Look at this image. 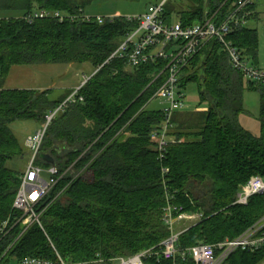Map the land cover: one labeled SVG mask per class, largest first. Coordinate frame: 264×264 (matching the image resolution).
Instances as JSON below:
<instances>
[{
	"label": "trees",
	"instance_id": "16d2710c",
	"mask_svg": "<svg viewBox=\"0 0 264 264\" xmlns=\"http://www.w3.org/2000/svg\"><path fill=\"white\" fill-rule=\"evenodd\" d=\"M192 1L167 8V0L166 23L174 16L185 26L213 15L220 21L238 0ZM84 2L25 0L22 15L0 19V83L14 66L61 63L90 68L76 100L53 118L41 148L55 158L60 178L39 208L43 228L34 223L20 235L23 228L16 224L0 244V264L26 257L57 260L56 251L78 264H115L119 257L158 251L170 235L164 220L168 202L203 213L180 234V251L234 240L260 225L258 233L264 236V194L252 195L246 205L236 203L241 187L253 176L264 179V84L246 80L219 41L211 40L180 79L184 90L189 82L198 83L208 109L190 116L176 111L169 133L173 140L161 155L160 136L154 131L161 128L165 113L147 105L167 80L169 59L131 67L124 58H111L137 23L121 17L104 23L26 18L37 10L78 14L86 9ZM248 9L254 11L256 4ZM227 38L258 63L257 29L244 26ZM246 84L260 95L257 132L240 120L246 115ZM51 93L0 88V221L15 215L13 204L24 173L10 163L21 164L30 154L12 124L37 120L43 125L49 112L70 95L51 99ZM37 163L52 166L40 157ZM146 263L197 264L181 253L160 261L154 255ZM223 264H264V245L254 251L238 248Z\"/></svg>",
	"mask_w": 264,
	"mask_h": 264
},
{
	"label": "built area",
	"instance_id": "2783aa9c",
	"mask_svg": "<svg viewBox=\"0 0 264 264\" xmlns=\"http://www.w3.org/2000/svg\"><path fill=\"white\" fill-rule=\"evenodd\" d=\"M166 1L163 0L158 4L151 5L146 12L135 15L112 14L104 16L91 15L86 13L85 10H80L78 14L37 10L26 16L30 21L36 18L53 17L59 21L81 19L86 22L97 21L99 23H104L107 20L113 21L115 18L121 17L137 23V27L127 34L125 40L121 42L111 58H124L131 67H139L158 59H169V63L165 68L168 70L167 80L155 95V98L164 103V123L159 130L154 131V136H160L158 150L161 155L169 142L173 140L169 133L174 127L172 122L174 113L188 106L186 92L180 87L183 70L211 40L217 39L219 41L221 50L226 52L232 67L240 72L246 80L256 84H264V69L259 68L244 57L242 51L235 46L232 40L227 38V35L234 30L247 25L250 16L253 14V11L248 8L255 3L254 0H238L233 12L220 21L214 18L215 15H213L208 16L203 22L188 26L183 25L179 20L171 24L166 23L164 19V4ZM89 78V76H85L82 85ZM81 86L77 87L72 96L58 109L47 115L46 122L40 129L25 138V146L30 152L29 160L27 168L22 174L20 187L14 200L13 210L15 215L0 221V244L10 235L16 224H21L23 228L20 235L34 223H38L43 228L39 208L60 178L58 177L59 169L55 165L46 168L39 165L37 160L40 157L50 123L60 109L76 100ZM79 99L83 100L82 97ZM257 193L264 194V179L260 176H253L247 184L241 187L236 203L246 205L249 198ZM164 212V220L170 230V235L161 243L160 250L153 251V249H150L132 256L119 257L115 264H147L148 257L156 255L158 261H160L162 258H175L179 253L183 256H192L197 264H223L238 248L254 251L264 245V236L258 233L263 227V225H260L251 228L234 240L226 239L216 244L203 243L180 251L177 246L179 236L188 228V225L182 226L183 223L189 222L190 225H194L203 218V213L187 212L181 206L171 202H168ZM12 245L13 243L9 245V248ZM56 254L57 260L26 257L15 260L11 264H78L66 261L57 251Z\"/></svg>",
	"mask_w": 264,
	"mask_h": 264
},
{
	"label": "rangeland",
	"instance_id": "374dc122",
	"mask_svg": "<svg viewBox=\"0 0 264 264\" xmlns=\"http://www.w3.org/2000/svg\"><path fill=\"white\" fill-rule=\"evenodd\" d=\"M78 3L88 4L86 13L91 15H135L142 14L148 10L151 5L158 4L163 0H75ZM183 0H169L167 8L180 7ZM192 1V0H189ZM208 0H201L205 4ZM257 6V18L253 19L251 25L255 27L259 35L258 48V63L259 68L264 69V0H254ZM193 2V1H192ZM25 0H0V19L22 15L24 12ZM188 3V1H185ZM174 19L176 17L174 16ZM90 68L87 65L78 64H39V65H20L12 67L7 77L1 80L0 88L10 89H51V99H56L64 94H72V87L84 81L85 76H89ZM83 80V81H82ZM82 85V84H81ZM80 85V86H81ZM187 108L177 112L178 115L190 116L200 111L208 109L207 103H202L199 85L192 81L187 84L185 89ZM68 97V98H69ZM67 98V99H68ZM67 99L65 101H67ZM244 107L246 115H241L245 118L250 130L258 131L259 116H260V95L258 91L249 89L246 84V89L243 95ZM164 103L160 99H153L147 105L149 109L163 108ZM52 113V112H49ZM242 123V120H241ZM243 124V123H242ZM244 125V124H243ZM42 127L41 122L37 120H18L12 124V128L19 139L25 144V138ZM27 161L21 164L10 163L15 169H21L23 172L27 168ZM190 226L189 222L183 223L182 226ZM189 228V227H188Z\"/></svg>",
	"mask_w": 264,
	"mask_h": 264
},
{
	"label": "crops",
	"instance_id": "0c3cea01",
	"mask_svg": "<svg viewBox=\"0 0 264 264\" xmlns=\"http://www.w3.org/2000/svg\"><path fill=\"white\" fill-rule=\"evenodd\" d=\"M255 4H256V3H255ZM257 10H258V9H257V6H256V9L254 10L255 12L253 11V13H254V17L251 18V19L248 21V23H247V25H246L247 27L252 28V29H255V27H253V26L251 25V22L253 21V19L257 18V16H258V15H257V13H258ZM23 13H24V12H23ZM23 13H22V14H23ZM207 13H208V12H207ZM17 16H18V15H17ZM177 20H178L177 18H176V19H173V22H175V21H177ZM250 61H251V60H250ZM251 62H252V61H251ZM83 79H84V78H83ZM82 81H83V80H82ZM82 83H83V82H82ZM82 83H81V84H82ZM81 84L77 85L75 88L72 87L71 92L74 91V89H76L77 87H79ZM206 110H207V109H206ZM244 117H245V116H244ZM244 117H242V119H241V120H242V123L244 124V126H248ZM247 128H248V127H247ZM255 132H257V131H255Z\"/></svg>",
	"mask_w": 264,
	"mask_h": 264
},
{
	"label": "water",
	"instance_id": "95a60500",
	"mask_svg": "<svg viewBox=\"0 0 264 264\" xmlns=\"http://www.w3.org/2000/svg\"><path fill=\"white\" fill-rule=\"evenodd\" d=\"M40 158L43 159L44 161L52 164V165H55L56 164V160L53 156H51L50 154H47V153H41L40 154Z\"/></svg>",
	"mask_w": 264,
	"mask_h": 264
}]
</instances>
